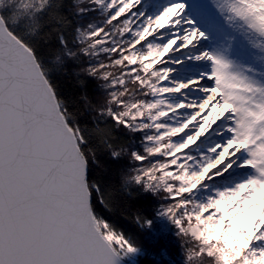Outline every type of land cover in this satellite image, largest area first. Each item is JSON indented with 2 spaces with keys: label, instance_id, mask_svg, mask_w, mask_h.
<instances>
[{
  "label": "snow or ice",
  "instance_id": "snow-or-ice-1",
  "mask_svg": "<svg viewBox=\"0 0 264 264\" xmlns=\"http://www.w3.org/2000/svg\"><path fill=\"white\" fill-rule=\"evenodd\" d=\"M0 264H264V0H0Z\"/></svg>",
  "mask_w": 264,
  "mask_h": 264
},
{
  "label": "trees",
  "instance_id": "trees-1",
  "mask_svg": "<svg viewBox=\"0 0 264 264\" xmlns=\"http://www.w3.org/2000/svg\"><path fill=\"white\" fill-rule=\"evenodd\" d=\"M37 48L40 54L46 59L49 58L54 50L53 45L44 42L38 43ZM78 64L79 62L77 61L75 64H70L67 69L55 73V83L58 90L70 101V103H77L78 100L84 99L85 96L88 97L89 100L97 99L98 90L96 83L87 80V78L83 76L77 66ZM77 107H79L78 103ZM85 107H87V105H85ZM109 167L115 169L118 166L109 165ZM120 196V210L118 212H112L110 215L113 217V222L126 231H131L135 227L134 220L138 212L151 213L154 207L157 206L154 200L142 196L128 197L125 193H120ZM146 259L166 262L170 258L153 255ZM176 260H182V256H177Z\"/></svg>",
  "mask_w": 264,
  "mask_h": 264
},
{
  "label": "rangeland",
  "instance_id": "rangeland-1",
  "mask_svg": "<svg viewBox=\"0 0 264 264\" xmlns=\"http://www.w3.org/2000/svg\"><path fill=\"white\" fill-rule=\"evenodd\" d=\"M153 2L159 3V2H162V0H153ZM96 85H97V84H96ZM97 90H98V94H99V89H98V87H97ZM97 98H98V96H97Z\"/></svg>",
  "mask_w": 264,
  "mask_h": 264
}]
</instances>
